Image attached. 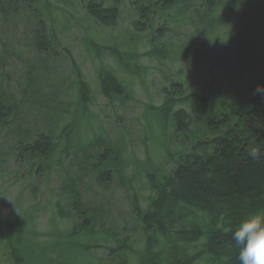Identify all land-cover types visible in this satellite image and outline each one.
I'll return each mask as SVG.
<instances>
[{
    "label": "trees",
    "instance_id": "obj_1",
    "mask_svg": "<svg viewBox=\"0 0 264 264\" xmlns=\"http://www.w3.org/2000/svg\"><path fill=\"white\" fill-rule=\"evenodd\" d=\"M127 1L141 9L142 3L148 4L155 9L153 13L184 2ZM82 2L86 16L102 26L115 22L120 13L118 0L110 5L104 0ZM53 12L47 0H0V33L5 43L0 55V150L5 152H0V163L8 165L12 159L13 167L25 169L29 179L43 178L42 183L48 186L56 183V192L67 194V204L58 201L55 207L57 215L71 219V228L66 235L61 233V242L55 245L71 247L72 238H77L82 246L90 245V252L95 243L84 240L111 238L114 246L102 248L106 255L92 264H238L231 232L243 218L264 212V93L249 88L263 59L264 0H201L194 11L199 29L191 39L200 33L204 41L194 39L181 48L186 51L188 65L200 72L195 77L203 84L199 91L183 90L182 94L174 88L184 89V84L173 83L165 90L163 103L151 108L169 170L161 173L154 168L156 171L144 174L143 186L150 192L144 206L138 192L141 188L136 191L124 183L131 192L130 227L125 225L122 209L114 211L106 203L114 177L100 162L116 154L108 147L112 144L94 147L104 148L101 153L91 154L82 146L88 154L68 153L72 148L66 144L71 125L78 119L87 120L93 93L69 49L57 38ZM204 21L209 23L207 27L202 26ZM14 34L22 38H14ZM86 39L93 52L95 43ZM150 46L145 55L165 59L162 45ZM59 49L63 66L58 71L51 64ZM12 58L17 64L10 61ZM14 65L22 67L20 79L25 82L18 95L10 88L17 83ZM95 84L106 100L125 95L123 84L110 71L98 73ZM73 99L77 100L74 104ZM252 148L260 151L258 159L251 157ZM117 162L115 174L125 181ZM83 194L89 200H84ZM17 218H0V244L9 248L18 243L14 244L17 254L14 248L10 251L11 263L22 264L20 250L42 257V243L31 245L35 241L31 237L36 233L34 223L25 212ZM17 221L22 224L17 225ZM54 233L50 241H54ZM37 260L39 263L32 264H45L42 258ZM50 263L54 264V259Z\"/></svg>",
    "mask_w": 264,
    "mask_h": 264
},
{
    "label": "rangeland",
    "instance_id": "obj_2",
    "mask_svg": "<svg viewBox=\"0 0 264 264\" xmlns=\"http://www.w3.org/2000/svg\"><path fill=\"white\" fill-rule=\"evenodd\" d=\"M47 1L51 3L54 10L52 16L57 17L53 25L57 38L69 49L73 61L80 66L83 79L90 83L93 93L92 103L86 115L87 120L81 122L78 119L71 125V135L66 144L71 145L72 148L68 150V153L72 155L88 154L85 151H91V154L101 153L105 151L104 148L94 147L99 146L100 143L112 144L111 146L108 144V147H113L116 154L111 157V160L106 159L107 162L105 160L100 162L101 167L105 165L109 167L114 177L111 191L108 194L109 202L106 203L114 211L118 208L122 209L125 225L130 227V218L133 213L129 208L128 196L131 192H127L125 184L136 191L137 188H141L138 192L142 197L141 204L144 206L150 193L147 186H143L144 174L156 171L154 168H159L161 173L169 170L164 157L163 141L159 140L160 131L151 113V108L159 107L163 103L165 90L173 86V83L182 82L184 84V89L178 86L174 88L182 94L185 93L182 92L183 90L188 93L194 90L199 91L203 84L200 85L196 79L200 72L188 65L185 61L186 51L181 48L183 44L194 43V39L199 42L204 41L200 33L193 40L191 39L198 28L196 25L198 16L194 14V11L199 9L201 0H189L188 4H184L186 0H182L180 3L184 1L183 4L165 8V11L158 13L157 11L153 13L155 9L145 3H142L144 8L141 9L131 5L127 0H118L120 13L115 17V22L105 26L86 16L82 0ZM104 3L110 5L112 0H104ZM160 8L163 7L160 6ZM206 14L207 12L204 16ZM215 16H211V20ZM207 24L209 25L207 21H204L202 26L207 27ZM19 37L22 38V35L14 34V38ZM87 37L89 41L92 40L95 43L93 52L88 49ZM3 40V35L0 33V55L5 50ZM151 44L163 46L166 53L165 59L159 60L145 55L149 52ZM62 53V49L55 52L56 56L51 68L58 71L59 66L62 68ZM10 61L15 62L14 64L18 62L15 58ZM14 66L17 70V75H15L17 83L14 81L16 84L10 88L13 94L18 95V92L24 89L25 82L20 79L22 67ZM65 71H70V66L67 65ZM106 71L114 73L123 84L125 95L122 98L106 100L97 89L96 76ZM9 72L12 71L9 70ZM52 82L57 83V80L53 79ZM258 85H264V53L262 61L251 78L249 88L255 93ZM76 101L73 99L71 103L74 104ZM61 146L63 147L64 144ZM0 152L5 151L3 149ZM62 158L63 162L67 163L65 162L67 159ZM116 158L120 162H117ZM116 162L120 164L125 181L115 174L114 163ZM13 166L16 167V164L12 159L9 160L8 165L0 163V218L7 217L14 221L25 212L28 219L34 223L32 228L36 232L31 236L35 240L31 245L38 246L37 242L42 243L39 251L46 253L42 257L40 253L33 257L29 252L24 253L20 250L18 256L19 260L22 259V264L39 263L37 259L41 258L45 264H51V258L54 259V264H92L97 258L106 255L105 249L102 248L114 246L111 238L106 240L103 237H97L83 241L91 245L95 243L90 252H87L90 245L82 246L77 238H72L71 247H57L59 244L55 245V242H61V233L66 235V231L71 228V219L65 215H57L59 212L55 207L58 201L67 204V194L56 192L58 187L56 183L48 186L47 182L42 183L43 178L29 179L25 169ZM128 177H130L129 183ZM98 188L99 186L95 184V189L99 190ZM84 200L89 199L84 195ZM91 203L95 205L94 201ZM71 209L72 207H69L66 212H71ZM16 224L20 225L22 222L17 221ZM51 232H55L54 241H50ZM30 243V239L27 238V244L30 245ZM14 244L18 246V243L14 242L9 248H6L3 242L0 244V258L3 257L0 264H12L10 251L14 248L16 254L18 252V247ZM44 246H47V251L43 250ZM63 252L65 254H62Z\"/></svg>",
    "mask_w": 264,
    "mask_h": 264
},
{
    "label": "clouds",
    "instance_id": "obj_3",
    "mask_svg": "<svg viewBox=\"0 0 264 264\" xmlns=\"http://www.w3.org/2000/svg\"><path fill=\"white\" fill-rule=\"evenodd\" d=\"M257 94L264 93V85H258ZM251 157L258 159L260 151L251 149ZM231 240L238 252V264H264V212L243 218L231 232Z\"/></svg>",
    "mask_w": 264,
    "mask_h": 264
}]
</instances>
